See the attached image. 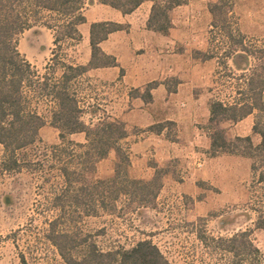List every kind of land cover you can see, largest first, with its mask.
I'll list each match as a JSON object with an SVG mask.
<instances>
[{
	"label": "rangeland",
	"instance_id": "obj_1",
	"mask_svg": "<svg viewBox=\"0 0 264 264\" xmlns=\"http://www.w3.org/2000/svg\"><path fill=\"white\" fill-rule=\"evenodd\" d=\"M210 1L216 0H207ZM234 1L230 24L241 31L252 54L225 55L231 42L225 31L214 30L211 12L210 25L206 27V20L202 19L203 23L194 26L197 38H184L187 43L181 42L179 47L192 49L193 55L201 61L218 57L208 63L213 73L206 86L210 103L215 99L245 101L250 95L249 78L253 77L256 82L264 79V0ZM173 11L172 19L177 21V14ZM56 35L55 29L39 22L19 37L21 53L37 68L41 79L61 76L60 58L74 60L73 45L64 41L57 47L54 43ZM53 51L58 56L55 61L51 60ZM197 51L202 53L197 54ZM240 53H244L243 56ZM88 80L84 76L75 80V88L84 100L86 112L83 118L90 123L104 113L93 112L94 107L99 109L97 102L90 101V95L83 94L92 88ZM259 96L261 109L256 108L239 121L222 123L230 139L250 135L254 144L260 142L261 137L253 127L257 117L262 115L264 120V91H260ZM87 101H90L88 105ZM36 104L47 122L40 132L42 141L22 151L29 158L35 153L41 156L47 146L60 141L59 130L50 123L54 103L41 97ZM72 138L84 142L85 134L76 133ZM204 156L207 162L205 157H195L189 164L180 162L161 167L164 169L163 186L166 178L171 179L166 181L164 191L161 190L148 207L137 202L129 207L122 200L114 214L85 217L76 228H65L82 235H94L103 249L119 245L131 247L140 239H151L173 264H264V255H250L249 248L245 250L241 244L242 238L237 242L241 244L238 254L227 250L230 246L228 239L251 230L254 246L264 253V229L257 226L260 215H264V181L260 180L264 162L261 163V158L256 160L258 169L254 173V160L242 154ZM116 163L117 154L111 150L109 156L99 162L95 177L113 176ZM34 168L36 170L25 168L19 173L0 176V264H23L22 256L32 264H66L47 237L48 220L59 213L60 208L53 202L62 191L64 179L59 176L57 168L49 172V163ZM47 176L49 180L45 179ZM73 208L66 207L67 210Z\"/></svg>",
	"mask_w": 264,
	"mask_h": 264
},
{
	"label": "trees",
	"instance_id": "obj_2",
	"mask_svg": "<svg viewBox=\"0 0 264 264\" xmlns=\"http://www.w3.org/2000/svg\"><path fill=\"white\" fill-rule=\"evenodd\" d=\"M99 1L129 14L148 0ZM149 1L152 6L148 28L157 33L169 34L174 27L171 12L189 0ZM234 5V0L210 1L208 7L213 15L212 26L214 30L225 31L231 42L226 56L237 52L252 54L241 31L230 24ZM84 8V0H0V176L19 173L25 168L36 170L34 166L46 163H49V172L55 168L59 170V176L63 177L65 184L54 198L53 204L60 209L55 217L48 220L50 227L47 237L57 247L66 264H173L151 239H140L131 247L119 245L103 249L94 235H82L65 228H76L85 217L114 214L122 200L129 207L134 202L148 207L163 188L164 169L158 168L151 180L130 176V148L125 142L129 134L125 122L104 114L97 121L87 123L83 118L86 112L84 100L75 88V80L86 75L90 69L117 65L116 57L105 53L100 43L111 32L124 29V25L114 21L93 22L90 29V62L84 65L75 60L60 58L59 64L63 71L57 78L53 75L41 79L37 68L19 49L20 35L39 22L55 29L57 35L54 43L57 47L64 41L70 45L78 44L83 38L79 25L87 21ZM201 53L197 51V54ZM240 54L243 56L244 53ZM57 59V53L53 51L51 60ZM154 84L149 85V93L144 96L149 100L152 99L150 87ZM248 86L250 95L245 101H211L208 126L210 154L217 156L220 153H234L252 158V168L256 173V160L261 158V163L264 162L263 116L257 117L253 127L254 132L261 137L258 144H254L250 135L237 136L232 140L222 126L225 121H239L256 108H262L258 99L260 91H264V79L256 82L251 77ZM41 97L54 103L50 123L59 130L60 141L47 146L41 156L35 153L29 158L22 151L42 141L40 132L47 122L36 104V100ZM94 108L93 112H96L98 109ZM165 128L168 129L167 136L177 140L174 121L154 124L149 130L162 132ZM76 133H84L85 141L73 139L72 135ZM111 150L117 154L114 175L95 177L99 162L107 158ZM49 178L45 177L46 180ZM260 180L264 181V168ZM67 205L74 208L67 210ZM257 226L264 229V215H260ZM251 233V230L243 231L228 239L230 246H227V250L238 254V247L243 244L245 250L249 248L250 255H264L254 246ZM239 238L243 239L241 244L237 243ZM22 262L32 264L24 256Z\"/></svg>",
	"mask_w": 264,
	"mask_h": 264
},
{
	"label": "crops",
	"instance_id": "obj_3",
	"mask_svg": "<svg viewBox=\"0 0 264 264\" xmlns=\"http://www.w3.org/2000/svg\"><path fill=\"white\" fill-rule=\"evenodd\" d=\"M84 1L87 21L79 25L83 38L73 45V59L77 63L86 65L92 58L93 22L114 21L124 25V29L111 32L100 43L105 53L116 57L117 65L90 69L84 77L89 79L93 90L90 88L83 94L97 102L99 112L125 122L130 176L151 180L158 168L180 162L189 164L195 157L210 155L211 110L206 86L213 76L208 63L218 57L201 61L192 49L179 48L186 41L184 38H197L194 26L203 23L202 19L206 20V27L210 25L212 16L207 0H189L176 7L173 12L178 19L173 20L169 34L148 28L152 6L149 0L129 14L99 0ZM153 83L156 84L150 87L152 99L149 100L144 96ZM164 121L176 123L177 140L167 136V128L162 132L149 130L150 126ZM170 179H165L163 187Z\"/></svg>",
	"mask_w": 264,
	"mask_h": 264
}]
</instances>
